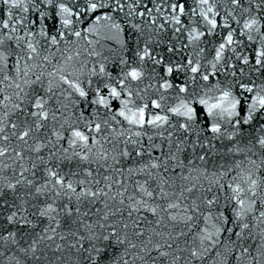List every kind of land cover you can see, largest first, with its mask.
I'll return each mask as SVG.
<instances>
[{
	"label": "snow or ice",
	"instance_id": "6c2138e0",
	"mask_svg": "<svg viewBox=\"0 0 264 264\" xmlns=\"http://www.w3.org/2000/svg\"><path fill=\"white\" fill-rule=\"evenodd\" d=\"M0 264H264V0H0Z\"/></svg>",
	"mask_w": 264,
	"mask_h": 264
}]
</instances>
